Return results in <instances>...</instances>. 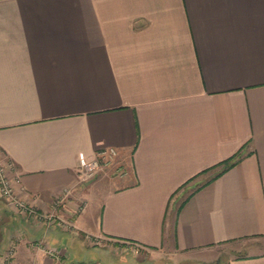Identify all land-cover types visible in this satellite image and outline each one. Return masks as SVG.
Here are the masks:
<instances>
[{"label":"crops","instance_id":"obj_1","mask_svg":"<svg viewBox=\"0 0 264 264\" xmlns=\"http://www.w3.org/2000/svg\"><path fill=\"white\" fill-rule=\"evenodd\" d=\"M103 146L116 165L79 183ZM0 161L73 226L0 196V259L159 264L225 246L247 249L226 264H264V0H0Z\"/></svg>","mask_w":264,"mask_h":264},{"label":"built area","instance_id":"obj_2","mask_svg":"<svg viewBox=\"0 0 264 264\" xmlns=\"http://www.w3.org/2000/svg\"><path fill=\"white\" fill-rule=\"evenodd\" d=\"M119 157V150L115 146H103L95 151L91 157L81 159L77 165V179L79 183L87 182L94 179L98 174L106 171L112 166L116 165ZM12 162L4 163L0 161V196L7 199L13 207L25 216H32L36 220L47 222L48 224H57L63 229H71V221L56 214L55 212L43 213L36 209L34 206L27 203L17 192L14 181L10 177V168H13ZM116 171L120 174H125L126 170L123 166L118 165ZM70 190L62 194L55 202L56 205H61ZM49 255L61 258V252L58 248L40 244ZM0 264H16L15 263V249L14 246L8 248L0 259Z\"/></svg>","mask_w":264,"mask_h":264},{"label":"rangeland","instance_id":"obj_3","mask_svg":"<svg viewBox=\"0 0 264 264\" xmlns=\"http://www.w3.org/2000/svg\"><path fill=\"white\" fill-rule=\"evenodd\" d=\"M202 177H205L204 175ZM201 178V177H200ZM39 222L41 220H38ZM43 222V221H41ZM66 230H70V229H66ZM89 238L90 242H95L94 245H97V247H101V249H94L93 253L95 256H99V255H103L104 254V243L103 241H101V239H96L93 240ZM92 244V243H90ZM124 249V248H123ZM115 250V249H114ZM124 251V250H122ZM121 250H119V252H115L113 251L114 254H118V253H123ZM126 251V250H125ZM247 251V249L245 248H235V249H230L228 248L225 249V246H218L215 247L214 249H212L209 253L204 254V255H200L197 257H179V256H173V258H170L168 254L164 255L165 256V260L162 261V263L159 264H226V261L228 259V257L231 256H242L244 255V253ZM107 253V252H106ZM120 255V254H118ZM84 259H78V260H83L86 261L88 260V258L91 256L90 253L88 252H84L83 255H81ZM99 257H93L92 260H97ZM78 260H75V262H80ZM103 262L105 261V259H102ZM75 264H82V263H75ZM148 264H153V262H149Z\"/></svg>","mask_w":264,"mask_h":264},{"label":"trees","instance_id":"obj_4","mask_svg":"<svg viewBox=\"0 0 264 264\" xmlns=\"http://www.w3.org/2000/svg\"><path fill=\"white\" fill-rule=\"evenodd\" d=\"M241 150L236 153L235 155H233L232 157L220 162L217 166H221L222 169L219 171L218 175L225 172L228 168H230L231 166H233L237 160H239L240 156H241Z\"/></svg>","mask_w":264,"mask_h":264}]
</instances>
